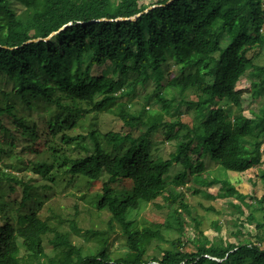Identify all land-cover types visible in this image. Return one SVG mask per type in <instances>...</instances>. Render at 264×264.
<instances>
[{
    "label": "trees",
    "instance_id": "1",
    "mask_svg": "<svg viewBox=\"0 0 264 264\" xmlns=\"http://www.w3.org/2000/svg\"><path fill=\"white\" fill-rule=\"evenodd\" d=\"M169 1L0 0V264H264V224L252 216L255 241L236 244L208 240L194 220L203 240L193 241L196 252H185L182 193L165 197L168 209L176 199L180 205L161 229L131 231L132 212L165 195L171 166L190 167L189 153L204 152L234 173L264 163V97L252 118L227 109L246 75L257 79L251 82L254 99L264 92V67L248 56L264 45V0ZM169 72L175 80L164 82ZM140 94L145 103L154 94L150 105L170 121L148 126L146 108L132 110ZM183 107L196 109L195 126L181 122ZM86 116L95 120L89 132L70 134ZM107 116L119 127L107 125ZM158 128L175 142L170 160L157 161L149 152L148 138ZM37 139L43 156L25 161ZM197 170H203L200 161ZM188 178L183 171L173 183ZM126 181L128 188L121 186ZM97 182L102 189L94 205L122 227L130 249L123 257L112 258L106 246L86 253L73 243L91 214L75 192L64 195L73 201L60 206L58 225L42 214V192L65 186L83 193ZM223 189L221 197L244 196L228 182ZM255 200L264 210V196ZM156 248L161 258L151 253Z\"/></svg>",
    "mask_w": 264,
    "mask_h": 264
},
{
    "label": "rangeland",
    "instance_id": "2",
    "mask_svg": "<svg viewBox=\"0 0 264 264\" xmlns=\"http://www.w3.org/2000/svg\"><path fill=\"white\" fill-rule=\"evenodd\" d=\"M159 0H141L142 4L148 5L157 3ZM248 56L253 58L254 64L264 67V45L256 44L250 49ZM99 69H94V73ZM257 80L256 78H253ZM250 75L244 76L238 83L235 91V99L229 103L227 109L232 115L241 113L247 117H254V114H259L264 92L256 99L253 98V89L251 82L253 81ZM172 82L175 80V75L172 72L167 73L166 81ZM153 84H148V93H151ZM145 93V92H144ZM140 94L133 102V112L141 113L142 109L146 108V113L143 120L148 126H155L165 122H169L170 118L160 109L153 108L150 103L154 99V94L151 95L150 100L143 99ZM149 101V102H148ZM218 104L221 102L218 101ZM40 113H43L40 110ZM197 112L196 109L183 107L181 110V122L188 127H193L196 124ZM40 121L44 118L38 116ZM115 117L107 116L105 122L112 128H117V121ZM95 124V120L91 116H86L83 122L78 127L69 131L72 135L83 134L86 135L90 127ZM45 128V127H41ZM186 133V131H184ZM86 140V139H85ZM149 152L157 161L170 160L172 154L176 151L174 141H168L163 128L154 129L148 138ZM199 140L195 138L193 147L198 145ZM42 142L37 139L33 144V148L25 151V161H37L43 156ZM191 157V166L186 168L183 164L174 162L168 173L167 182L170 184L168 191L164 196L160 197L156 203L143 204L138 211L132 212L130 218L133 221L131 231L139 232L145 227L155 228L165 223L171 213V209L179 207L180 199L173 202L171 209H168V201L165 197L171 194L175 197L176 194L182 193L184 195V202L188 206V210L180 209L181 216L186 220L185 233L181 235L184 242V251L188 253L196 252V246L193 241L198 243L203 240V236L199 233V229L204 236L210 241L222 239L226 243H238L240 240L251 239L255 241L254 236L257 234L256 221L264 224V210L261 209L259 203L255 199L264 196V182L262 176L264 174V163L262 166L251 169L245 173L228 172L224 168L218 166L211 161L209 155L204 152L198 154L189 153ZM203 163V170H197V162ZM264 162V155H263ZM183 171H187L189 178L181 185L177 186L173 183L175 177ZM16 176L24 179L33 178L37 181L38 176L33 173H19L14 172ZM224 182H228L231 186L236 188L242 195L240 197H221L227 189H223ZM36 184V183H35ZM121 186L128 188L130 182L126 181ZM118 189L119 184L116 185ZM102 189V182L95 183V186L90 191L84 190L83 193L78 192L77 189L70 187H58L50 192L43 193L44 204L42 206V214L48 216L52 225H58V215L62 212V206L68 205L69 200L65 194L75 192L79 198V203L83 207H88L91 214L88 215V220L82 225L83 230L73 236V243L80 247L86 253L90 251H98L100 248L106 246L108 254L112 258L123 257L130 251L126 245V238L122 227L114 222L110 223L111 214L108 211H98L95 206L94 197L97 192ZM121 190V189H119ZM199 193H196V192ZM171 193V194H170ZM174 193V194H173ZM37 196V194H36ZM38 197V196H37ZM48 199H45V198ZM85 197V198H84ZM93 198V199H92ZM61 206V207H60ZM236 206L241 208L240 212ZM48 207L55 208V211L50 212ZM190 212V215L187 213ZM251 216L256 219L251 221ZM194 220L199 222V229L196 228ZM63 229L69 231L68 223H63ZM87 229H91L90 233H86ZM161 229V226H160ZM242 233L237 235V231ZM264 232V227L262 228ZM163 248L169 246L168 243L161 245ZM155 247V246H154ZM153 247V248H154ZM161 258L162 252L156 248L151 251Z\"/></svg>",
    "mask_w": 264,
    "mask_h": 264
},
{
    "label": "water",
    "instance_id": "3",
    "mask_svg": "<svg viewBox=\"0 0 264 264\" xmlns=\"http://www.w3.org/2000/svg\"><path fill=\"white\" fill-rule=\"evenodd\" d=\"M173 2V0H170L169 2H168V4H170V3H172ZM153 8H155V7H151V8H149L148 10H146L145 12H148L149 10H151V9H153ZM141 16V14H139V15H137V16H135V17H132V18H119V19H117V21H127V20H131V21H134V20H136L138 17H140ZM103 20H105V19H103ZM69 26V25H68ZM68 26H65L64 28H66V27H68ZM63 28V29H64ZM62 29V30H63ZM53 35H55V33L53 34ZM52 35V36H53ZM51 36V37H52ZM41 39H39L38 41H40ZM49 39H46V41H48Z\"/></svg>",
    "mask_w": 264,
    "mask_h": 264
}]
</instances>
